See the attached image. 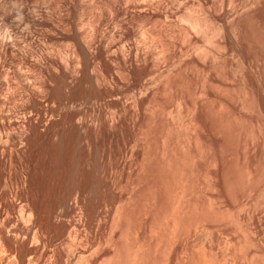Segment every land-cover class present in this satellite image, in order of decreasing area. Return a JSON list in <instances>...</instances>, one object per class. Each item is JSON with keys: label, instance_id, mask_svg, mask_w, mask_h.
<instances>
[{"label": "rangeland", "instance_id": "obj_1", "mask_svg": "<svg viewBox=\"0 0 264 264\" xmlns=\"http://www.w3.org/2000/svg\"><path fill=\"white\" fill-rule=\"evenodd\" d=\"M41 1L37 6L33 1L14 3V0H0L1 7L12 2L8 9L0 7V27L10 30L12 26L23 34L34 31L44 33L39 26H36V29L32 28L25 15H21L23 9L26 14L35 17L34 19L42 18V15L44 17L47 12H50L54 18L61 15L62 9L57 5L60 0ZM164 1L166 22L164 41L168 43H165V50L168 52L165 51V60L168 58L169 63L165 61L164 67L167 76L175 61L182 63H178L180 66L177 64V71L171 72L174 75L170 73L169 79L164 78L166 81H164L163 95L166 97L163 96L160 100L159 96H156V89L151 88L150 92H152L143 102V109L152 105L148 107L150 111L153 110L149 115L157 112L155 116H149V120L147 114L142 115L141 119L135 124L131 123L128 128L131 141L137 140L139 156L143 153L141 148L146 145L143 142L149 138L150 151L147 149L148 146H145L147 150L145 151H149L150 155L149 153L148 155L152 158H147L151 162L148 161L149 165L146 164L147 167L149 166L148 175H151L148 176L151 189L149 188L150 191L145 193L146 196L145 194L141 196L142 193L138 191L133 194L130 186H127L125 174L122 175L123 178L118 179L119 188L116 190L92 187L87 197L89 201L95 202L94 204L88 201L91 207L96 205L95 211H98L95 212V215L97 214L95 222L90 225L91 227L84 224L75 225L79 218V209L75 207L74 211L71 210L73 213L70 212L65 218L67 222L65 234H67L61 236V239H54L50 247L46 248L42 264H74L75 260L67 250V244L72 240L74 233L80 236L79 239L92 253L95 251L92 264H103L106 260L115 261L116 247H121V252L125 253L128 243H131L133 246H130L131 244L129 246L136 251L141 250L147 243L148 264H264V0ZM104 3L105 1L101 5L103 6ZM134 4L131 7L135 11L140 4ZM153 7L154 4L150 5V9L147 8L146 13L142 12L140 16L147 14L146 16L149 17L147 19H154ZM136 13L137 20H140V13ZM192 16L195 19H202L196 20L206 28L203 33L192 31L186 26L189 24L187 18L193 19ZM182 17H186V20ZM207 23L210 27L205 26ZM155 28L152 29L156 31ZM208 29L211 32L216 29L219 32L214 33L218 35L212 34ZM233 29L237 30V35L232 31ZM186 31L191 36H187ZM205 32L211 35L205 36ZM41 33L36 37L40 38ZM206 37L212 39L211 42L206 40ZM154 71H151L150 78L154 77ZM135 77L134 87L138 90L142 78L139 75ZM89 95L84 96L81 101L82 106L80 105L78 109L84 116L87 113L85 118L90 127L94 125L93 120L97 113L106 116L120 109V104L114 100L112 93L104 99ZM154 105L157 108L160 106V109L157 111ZM171 113H179L177 117L181 119V121L179 119L181 127V124H184L182 121L189 119L188 117L190 120L194 119L191 123L194 121L196 125L190 123L194 132L191 131V126H188L190 131L186 126L180 130L179 126L180 132L184 130L181 133L178 131L180 133L178 136L181 135L178 140L181 146L178 147L181 149L180 161L183 159L180 165L183 178L182 176L180 178L179 174L181 181L176 184L177 186L181 184L180 188L185 187L179 190L176 186V188L171 187L176 182L173 173L174 164L169 170L171 166L169 161L173 159L172 151L175 147V128L168 116ZM145 130L149 137H143V141ZM161 134L166 138L168 154L166 160L169 159V166L166 161L164 164L168 168L164 167L167 170L162 173L163 175L166 173L163 183L160 179V177L164 178L161 172L156 173L160 171L157 144ZM190 138L192 141L188 142ZM114 149L116 150V146ZM105 169V179L110 182V170ZM137 190L142 191L139 188ZM68 192L69 190L64 186L62 193ZM129 197H133L132 201ZM142 199L148 200L146 217ZM118 206L121 212L122 209L124 210V215L121 213L123 219H120L119 228L113 224ZM127 213L129 217H126ZM32 237L31 234L30 238ZM28 244L33 245V240L29 239ZM64 248L68 252H63L66 257L62 253L65 251ZM32 254L31 257L29 255L28 261L30 264H36V255ZM11 262L17 263L15 259Z\"/></svg>", "mask_w": 264, "mask_h": 264}, {"label": "bare ground", "instance_id": "obj_2", "mask_svg": "<svg viewBox=\"0 0 264 264\" xmlns=\"http://www.w3.org/2000/svg\"><path fill=\"white\" fill-rule=\"evenodd\" d=\"M14 1V3L33 1L37 5L40 0ZM104 1L106 6L101 5ZM164 2V0H60L57 5L62 9V13L56 18L45 11L47 14L45 13L44 17L42 15V18H37V14V19H34L32 15L29 14L31 18L26 14L25 9L22 10L21 15H25L32 28L36 29V26H39L44 30V33L38 32L39 35L42 34L40 38L36 37L38 33L35 31L23 34L12 26L11 29L8 28L10 30L0 27V264H12V259L16 260V264H28V257L30 254L33 255L32 253H35L37 258L34 260L35 263L42 264L46 248L50 247L54 239H61L65 234L67 228L65 218L70 212L73 213L75 207L79 209V218L76 223L74 222L75 225L84 224L91 227L97 215L96 205L94 207L92 204L94 208L91 207L89 202L93 201H89L87 197L92 187L116 190L119 188L118 179L125 174L127 186H130L132 193L138 191L142 196L150 191L148 176L151 175H148L147 165L151 160L147 158L151 156L149 138L146 139L149 136L146 130L145 136L141 135L142 138L146 137L147 141L143 142L146 143L143 148L140 147L143 153L139 156L137 140L131 141L128 128L131 123L135 124L141 119L142 115L147 114L148 119L152 115L155 116L157 112L149 115L151 111L153 113V110L150 111L148 108L152 105L143 109V102L148 99L149 93L152 92L151 88L156 89V96H159L160 100L161 97H166L163 95L164 81L167 80L166 77L169 79L171 72L177 71L180 63L175 61L167 76L164 67L165 61L169 64L168 58L165 60L167 50L164 41L166 39ZM133 3L140 4L135 11L131 7ZM153 4L154 19H147L149 18L147 14L140 16ZM9 5L11 6L12 2L0 7L8 9ZM56 12L58 13V10ZM136 12L140 13V20H137ZM188 18L189 24L186 25V21L184 23L189 29L197 30L198 33L206 30L202 23L197 21L202 19L196 20L193 16V19ZM208 24L205 26L208 27ZM187 31L185 32L187 36H191ZM232 31L238 34L236 29ZM207 34L209 33L205 36ZM207 39L210 40L206 37ZM152 70H155L154 77L150 78ZM138 75L142 80L140 88L136 90L133 79ZM109 93H112L114 100L120 104V109L106 116L97 113L96 118L93 116L95 120L92 118L94 125L88 126L85 118L87 113L84 116L78 109L84 96L90 94L95 98L104 99ZM158 109L160 106L156 110ZM178 114H168L175 128V147L171 159L174 163L166 160L168 158L166 138L161 134L157 144L160 171L156 173L161 172L164 178L159 177L163 183L166 178V173L163 175V172L167 170V165L169 166L171 162L170 170L174 164L173 176L176 182L170 186H176L179 190L181 184L178 187L176 183L179 184L181 181L178 176L179 174L180 178L182 176L180 165L183 159L181 162L179 157L181 143L178 144L181 135L178 134L184 131L180 132L183 126H191L194 119L186 118L182 121L185 125L181 124V127ZM188 128L186 129L190 131V127ZM191 131L195 130L192 128ZM142 140L144 141V138ZM190 141L191 138L188 142ZM113 145L116 146V150ZM145 146H148V152ZM165 161L167 165H164ZM105 168L110 170V182L105 179ZM64 186L69 190L68 193H62ZM132 198L129 200L132 201ZM142 201L146 217L148 200ZM122 211L124 212L123 209ZM123 212L119 206L116 208L113 224L117 228L119 223L121 224L120 219H123ZM145 226L147 228V225ZM71 238L67 250L71 252L74 264H92L95 251L92 253L79 239L77 233ZM29 239L33 240V245L29 246ZM130 244L128 243V248H125L127 249L125 253L121 252V247H116L115 261L112 260L111 263L106 260L103 264H148L147 243L141 250L138 249L139 251L132 249L130 246L133 245ZM63 252L66 253V249Z\"/></svg>", "mask_w": 264, "mask_h": 264}]
</instances>
